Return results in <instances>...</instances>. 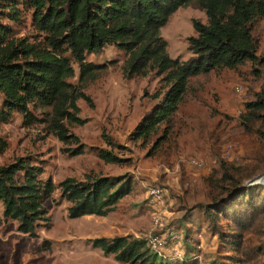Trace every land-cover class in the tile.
Returning <instances> with one entry per match:
<instances>
[{"label": "rangeland", "instance_id": "374dc122", "mask_svg": "<svg viewBox=\"0 0 264 264\" xmlns=\"http://www.w3.org/2000/svg\"><path fill=\"white\" fill-rule=\"evenodd\" d=\"M17 8L18 21L5 20L4 24L14 36L33 37L32 11L21 1ZM194 20L207 22L198 0L177 9L160 29L170 57L186 60L192 55L187 38L196 35ZM251 32L258 61H262L190 77L176 111L147 139L137 138L136 128L160 103L161 96H153L165 83L153 70L145 76L127 77L123 72L126 54L114 44L86 55V62L103 67L91 80L79 83L78 65L71 63L74 76L68 81L89 98L77 100L84 124H67L79 138L78 144L64 143L49 130L44 121L49 109L31 105L36 121L26 124L23 115L15 113L0 124V138L6 143L0 151V165L29 157L42 167L40 179L54 183L53 192L43 201L45 219L38 222L33 235L17 231V223L3 217L0 203V264H130L105 255L92 246V240L116 236L150 240L158 235L166 241L175 230L172 243L168 241L163 250L167 255H186L198 264L215 260L233 264L225 256L224 241L210 231L204 206H213L207 179L222 178L223 163L228 169L226 179L219 183L217 200L227 205L231 193L248 188L247 194L252 193L264 206V176L249 183L264 174V110L249 129L241 121L245 104L264 97V19L256 18ZM78 146L82 152L70 154ZM100 149L111 150L122 161L104 162L98 157ZM96 176L127 177L132 191L106 216L69 217L71 203L61 196L59 183L68 177L85 181ZM153 187L162 190L159 198L149 194ZM260 232H248L246 238L263 250L264 219Z\"/></svg>", "mask_w": 264, "mask_h": 264}, {"label": "trees", "instance_id": "16d2710c", "mask_svg": "<svg viewBox=\"0 0 264 264\" xmlns=\"http://www.w3.org/2000/svg\"><path fill=\"white\" fill-rule=\"evenodd\" d=\"M31 10L33 37H17L5 20L17 22L19 2ZM191 0H0V124L15 113L24 122L37 120L30 106L49 109L46 121L49 130L62 142L78 144L79 138L67 124L83 125L77 100H89L77 86L68 81L74 76L72 61L79 68V83L94 78L99 64L86 62L87 54L100 53L105 45L114 44L124 51L123 72L127 77L156 71L165 83L153 97L160 103L137 126L135 136L147 139L161 123L167 121L183 99L189 79L218 68H236L246 61L256 64V43L252 22L264 19V0H198L207 22L194 20L196 33L187 38L188 59L172 58L160 29L169 17ZM79 86V84H78ZM264 110V97L245 104L241 121L246 129L258 121ZM104 135V134H103ZM106 143L111 139L106 136ZM6 143L0 138V151ZM81 146L70 151L80 154ZM98 157L106 163L122 160L111 150L100 149ZM221 168L220 179L209 177L208 198L213 206H204L212 225L211 232L224 241L226 258L233 264H264V249L247 241L248 232L261 234L264 206L247 194L248 188L231 193L223 205L217 200L219 183L225 180L228 164ZM41 166L29 157H17L0 165V203L2 215L17 223V231L33 235L39 221L47 214L43 201L54 190V183L42 181ZM61 196L71 203L68 215L106 216L132 191L127 177L96 176L85 181L68 177L59 183ZM248 198V199H240ZM260 221V222H259ZM224 231V232H223ZM175 231H170L169 234ZM259 240L261 237L258 238ZM92 246L105 255H113L121 263L130 264H198L195 259L169 261L153 252L148 240L133 236L100 237ZM180 260V261H178ZM209 264H220L218 260Z\"/></svg>", "mask_w": 264, "mask_h": 264}, {"label": "built area", "instance_id": "2783aa9c", "mask_svg": "<svg viewBox=\"0 0 264 264\" xmlns=\"http://www.w3.org/2000/svg\"><path fill=\"white\" fill-rule=\"evenodd\" d=\"M162 190L160 191V189L158 187H153L152 189H150L149 194L153 197H157L159 198L161 195ZM175 233H171L167 236L166 241L163 239H160V237L158 235H155L153 237L150 238V240H148V245L151 247L152 251L157 253V255L159 257H161L162 259H167L169 261H174L177 259H180L181 257L174 255L173 257L171 255H167L166 253H164L163 250L167 249V247L165 246L166 243L169 241L170 243H172V241H170V237L174 235Z\"/></svg>", "mask_w": 264, "mask_h": 264}, {"label": "water", "instance_id": "95a60500", "mask_svg": "<svg viewBox=\"0 0 264 264\" xmlns=\"http://www.w3.org/2000/svg\"><path fill=\"white\" fill-rule=\"evenodd\" d=\"M262 176H264V174H261V175L256 176L254 179H252L251 181H249V183L255 182L256 179H259Z\"/></svg>", "mask_w": 264, "mask_h": 264}, {"label": "bare ground", "instance_id": "6f19581e", "mask_svg": "<svg viewBox=\"0 0 264 264\" xmlns=\"http://www.w3.org/2000/svg\"><path fill=\"white\" fill-rule=\"evenodd\" d=\"M262 178H263V176H262V177H260V178H259V180H260V179H262ZM261 182H262V181H261Z\"/></svg>", "mask_w": 264, "mask_h": 264}]
</instances>
